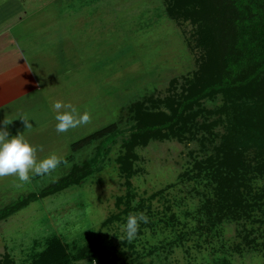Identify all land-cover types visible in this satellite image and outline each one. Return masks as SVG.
Returning a JSON list of instances; mask_svg holds the SVG:
<instances>
[{"label": "rangeland", "instance_id": "1", "mask_svg": "<svg viewBox=\"0 0 264 264\" xmlns=\"http://www.w3.org/2000/svg\"><path fill=\"white\" fill-rule=\"evenodd\" d=\"M194 8L181 0H0V42L12 55L7 69L23 60L40 86L31 105L8 110L6 119L23 131L7 127L13 136L32 135L37 161L51 154L66 161L27 183L0 177V210L35 196L0 220V262L7 256L12 264H264V186L253 183L264 175L248 174L251 217L221 216L206 209L214 199L212 170L195 166L214 160L231 137V113H218L222 94L193 109L195 136L187 131L182 140L138 145L133 173L120 169L136 128L134 104L168 114L164 102L194 85L203 68L214 72L207 74L210 86H223L219 69L206 67L210 48ZM56 101L88 111L89 122L58 133ZM22 118L32 124L27 131ZM110 124L116 130L104 139L71 149ZM72 174L78 182L50 192ZM138 212L149 222L129 241L122 225ZM88 245L93 253L78 260Z\"/></svg>", "mask_w": 264, "mask_h": 264}, {"label": "trees", "instance_id": "2", "mask_svg": "<svg viewBox=\"0 0 264 264\" xmlns=\"http://www.w3.org/2000/svg\"><path fill=\"white\" fill-rule=\"evenodd\" d=\"M181 2L188 6L195 5L193 15L200 22L199 32L205 34L210 48L206 67L219 69L216 72L224 75L223 86H210L207 74L213 75L214 72L203 68L199 69L194 85L183 88L180 95L164 102L168 114L145 112L140 103L134 104L132 109L136 128L126 146V154L118 160L120 169L127 175L133 173V148L138 145L145 146L152 139L174 137L182 140L187 131L195 136L192 121L197 117L201 101L222 94L224 101L218 113H231V137L218 149L219 154L214 160L210 158L205 165L195 163V166L201 170L205 167L212 170L214 199L213 204L206 208L208 214L214 209L221 216H239L237 214L240 212V215L248 219L255 205V202H249L251 199L254 201L255 197L246 199V194L252 193L248 185V174L256 173L259 177L264 175V0ZM169 12H173L172 8ZM187 12L184 11L182 15L188 16ZM194 108L198 109L193 111ZM115 130L116 124H110L72 143L70 147L73 150L82 148L104 139ZM251 149L255 154L250 156ZM74 182L78 181L72 174L55 184L50 192L59 191ZM262 192L259 197H263ZM34 198L29 195V198L0 210V220ZM92 253L93 249L88 245L79 252L77 259H85ZM0 264L12 262L5 256Z\"/></svg>", "mask_w": 264, "mask_h": 264}, {"label": "clouds", "instance_id": "3", "mask_svg": "<svg viewBox=\"0 0 264 264\" xmlns=\"http://www.w3.org/2000/svg\"><path fill=\"white\" fill-rule=\"evenodd\" d=\"M53 108L56 110L54 119L57 122L55 128L58 133H64L71 128L87 124L90 120L88 111L81 114L76 108L65 105L61 101H56ZM62 108L70 110L61 111ZM23 122L27 128L32 126L29 120L23 119ZM8 124L3 121L5 127L0 128V177L16 175L19 181L27 183L32 175H48L62 163H66L56 154L37 161L34 155L36 149L25 139L24 134L10 135L6 130ZM253 183L257 186H264V180L261 179H257ZM141 222L145 224L149 222V218L144 212L132 213L127 216L126 222L122 225L127 240L131 241L136 238Z\"/></svg>", "mask_w": 264, "mask_h": 264}, {"label": "crops", "instance_id": "4", "mask_svg": "<svg viewBox=\"0 0 264 264\" xmlns=\"http://www.w3.org/2000/svg\"><path fill=\"white\" fill-rule=\"evenodd\" d=\"M1 33L0 36L2 35ZM6 45L5 39L3 38V41L0 42V68H3V71H0V128L5 127L3 125V121L6 124H10L11 122V124H13L12 128L14 131L19 132V130L16 128L21 125V131H23V125L17 120L12 121L6 119L7 116L12 117L13 115L12 113L8 112V110L15 107H18V110H20L31 105L33 99L38 94L37 92L40 90V86L38 84L35 72L30 71L26 66L27 64L22 62L23 60H20L19 62L12 61V63L9 64L10 68L7 69L6 58L9 59L12 55H8V50L10 48H8ZM27 109L37 110L36 107ZM26 129L28 130L29 128L25 127V130ZM6 130L9 131L11 135V130L7 126ZM24 137L31 145L35 141L32 135L25 134Z\"/></svg>", "mask_w": 264, "mask_h": 264}]
</instances>
